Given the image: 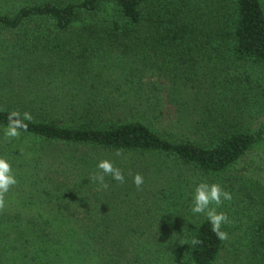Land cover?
Returning a JSON list of instances; mask_svg holds the SVG:
<instances>
[{
	"label": "trees",
	"instance_id": "obj_1",
	"mask_svg": "<svg viewBox=\"0 0 264 264\" xmlns=\"http://www.w3.org/2000/svg\"><path fill=\"white\" fill-rule=\"evenodd\" d=\"M0 32L15 35L0 54V126L11 110L33 116L23 139L0 134L25 206L59 214L85 196L84 222L63 226L64 242L47 221L21 225L22 213L1 209L0 234L20 235L0 239V264H30L28 236L44 257L63 242L81 264H264V181L219 182L264 143V0H0ZM110 57L116 77L104 70ZM16 71L19 88L4 82ZM163 92L176 108L170 127L158 125ZM24 139L35 146L22 149ZM101 159L125 183H96ZM184 171L231 193L216 209L229 218L226 240L191 213Z\"/></svg>",
	"mask_w": 264,
	"mask_h": 264
},
{
	"label": "rangeland",
	"instance_id": "obj_2",
	"mask_svg": "<svg viewBox=\"0 0 264 264\" xmlns=\"http://www.w3.org/2000/svg\"><path fill=\"white\" fill-rule=\"evenodd\" d=\"M15 38V35L12 33H7V32H0V54L3 55V53H5L7 47L6 45L8 43H13L12 39ZM13 49L11 50L9 48V52L12 53ZM11 56V54H10ZM112 60V61H110ZM116 60V64H118L117 59ZM110 61V62H109ZM16 63H18L19 61H15ZM113 59L110 57L104 64L105 67V73L108 75H113L114 77L117 76L118 73H120L122 71V66L121 67H114L113 66ZM1 63L3 62V59H0V66ZM115 64V63H114ZM1 68V67H0ZM16 75L10 76L9 78H11L13 80V82H10L8 80H4V82H6V84L11 83L12 87H17L19 88V85H22L23 83L26 84L27 81L24 77L19 78V74H24L21 73L20 71H16L15 72ZM5 76L4 74L0 73V81L2 79V77ZM3 84V83H1ZM0 84V85H1ZM23 84V85H24ZM36 88V87H34ZM165 97V92L162 93ZM1 96L0 95V100H1ZM4 96V95H3ZM164 106H165V113H164V117L162 119V123H158V125H164V126H168L170 127L172 123L173 119L176 120L177 116H176V108L175 106H172L170 104H168L166 97L164 98ZM19 139H23V138H19ZM18 140V139H16ZM21 146L23 147L22 149H26L28 147V149H30V146H35L34 141L30 140V139H24ZM37 147V146H36ZM32 155V153L28 150V156ZM23 162V161H22ZM67 169H69L68 167H66ZM180 171V170H179ZM20 175L23 174H17V185L19 184V177ZM184 177H187V181L191 184H194L193 190L195 188V186L199 183H204L206 182V180H210L207 179L201 175H197V174H192L189 171H184ZM70 177V176H69ZM248 178V179H256V180H262L264 181V143H260L257 146H255L254 149H252L237 165L236 167L231 171L230 175L225 177V179H221L219 182H224L225 180L228 179H241V178ZM72 180L75 178V176L71 177ZM71 180V181H72ZM215 182H218L217 180ZM227 183V182H226ZM69 184V183H68ZM190 186V184H189ZM19 187V186H17ZM26 188V185H23L19 188H16V186H14V189H10V191L5 194L4 196V205L3 207H0V210H4L5 212L9 213V214H14L17 213L18 211L20 213H22V217L23 221L22 223H20L21 225H24L27 220L31 217H38L40 221L42 222H48V224L50 226H54L55 230H53V237L55 242L56 241H63L65 237L62 235H60L61 231H62V227L63 226H73V225H77L76 223L82 221L84 222V211L81 207H83V201L82 199L85 201V196L84 195H75L73 194L72 198L74 199L76 196V202L74 204H70L68 205L67 202H65V204L62 206L63 209L59 214L56 213H50L47 212V208L46 205L41 204V206H36L32 204V206H34V208H31L29 206H25L26 202H23V196H26V194L24 195L25 191H23L24 188ZM187 190L189 189L188 186L185 187ZM36 203V202H35ZM50 204H47V207ZM34 219V218H33ZM81 222V223H82ZM10 226H4L3 229H9ZM26 233V232H25ZM7 235L8 238H6V241H13L16 240V237L18 235H20V233H18L16 230L13 231H5L4 233H1L0 239H4V235ZM26 237H24V239L21 240V242L23 241L25 243L26 241ZM28 247L25 248L26 252H29V257H27V260H30V264H46V261H48L47 264H81V262L79 261V258L82 257L81 255H76L74 258L70 259L69 255H65L64 254V243H60L59 245H55L54 248L57 249L59 252H54L53 254H47L46 257L43 256L42 252L40 251V244L38 243L37 245L33 244L32 239L28 236ZM43 244V243H42ZM49 246V245H47ZM54 248H51L54 249ZM20 251H17L16 253H13L14 255H17ZM21 253V252H20ZM22 254L24 255L25 253L22 252ZM26 257V256H25ZM36 257V258H33ZM23 258V257H22ZM31 258H33L35 261H31ZM134 256L133 258L131 256L127 257H123V258H119L118 261H111L108 262L106 261H102L98 260L97 258H93L90 264H95L93 262H96V264H132V261H134ZM18 263L20 262L19 258L17 259ZM50 261V263H49ZM98 262V263H97ZM22 263V262H21Z\"/></svg>",
	"mask_w": 264,
	"mask_h": 264
},
{
	"label": "clouds",
	"instance_id": "obj_3",
	"mask_svg": "<svg viewBox=\"0 0 264 264\" xmlns=\"http://www.w3.org/2000/svg\"><path fill=\"white\" fill-rule=\"evenodd\" d=\"M6 119L7 123L0 126V134L5 140L12 141L19 139L22 133H28L33 116L28 111L11 110L7 113ZM116 155H120L119 150H117ZM95 167L98 171L94 174L93 179L103 188H108V184L105 182L106 176H110L112 180L121 184L125 183L123 172L115 167L112 160L101 159ZM17 183L11 161L7 156L0 155V207L4 205L5 194ZM132 183L139 189L144 184V177L140 173H136L132 178ZM231 199V193L224 190L220 184L202 182L197 184L190 194V211L193 215H203L210 226L211 232L218 239L226 240L228 234L222 230V225L228 223L229 218L225 212H218L216 209L224 201H231ZM192 242L194 244L200 243L195 239Z\"/></svg>",
	"mask_w": 264,
	"mask_h": 264
}]
</instances>
